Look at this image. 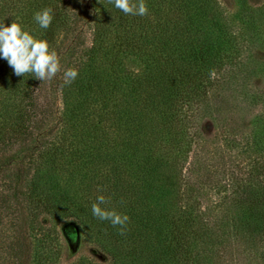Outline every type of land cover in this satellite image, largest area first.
I'll list each match as a JSON object with an SVG mask.
<instances>
[{
    "label": "trees",
    "instance_id": "trees-1",
    "mask_svg": "<svg viewBox=\"0 0 264 264\" xmlns=\"http://www.w3.org/2000/svg\"><path fill=\"white\" fill-rule=\"evenodd\" d=\"M222 2L0 0L61 64L41 82L0 58V264H264V2ZM62 233L93 252L66 263Z\"/></svg>",
    "mask_w": 264,
    "mask_h": 264
},
{
    "label": "clouds",
    "instance_id": "clouds-1",
    "mask_svg": "<svg viewBox=\"0 0 264 264\" xmlns=\"http://www.w3.org/2000/svg\"><path fill=\"white\" fill-rule=\"evenodd\" d=\"M114 6L126 15L145 16L148 7L145 0H109ZM34 20L40 28L47 29L53 20L51 8H44L34 13ZM0 58L7 61L16 76L31 74L39 81H49L61 71L60 58L55 50H50L46 40L38 39L25 30L20 23L13 20L10 26L0 22ZM78 76V70L67 68L63 72L65 85L71 84ZM98 192L101 189H97ZM110 201L103 194L91 204L94 217L100 220H108L115 226H120V234L126 230L129 216L118 213L115 209H108L102 205Z\"/></svg>",
    "mask_w": 264,
    "mask_h": 264
},
{
    "label": "rangeland",
    "instance_id": "rangeland-1",
    "mask_svg": "<svg viewBox=\"0 0 264 264\" xmlns=\"http://www.w3.org/2000/svg\"><path fill=\"white\" fill-rule=\"evenodd\" d=\"M221 1V0H220ZM222 3H225L228 9L230 10L231 14H234L237 10L236 0H222ZM258 1L260 4L264 2V0H255ZM258 3V4H259ZM262 53L264 55V50H262ZM259 70L264 69V65H259L257 68ZM260 74H263L261 79L258 77H254L253 82L255 85H261L264 79V73L259 72ZM62 228L58 227L60 230ZM29 241V240H28ZM61 250H62V260H64L66 263H75L77 262L81 257H85L90 255L91 252H93V245L92 243L88 242L86 238H84L83 234L81 233L79 235V241L76 245H74L68 238L63 236L62 233V240H61Z\"/></svg>",
    "mask_w": 264,
    "mask_h": 264
}]
</instances>
